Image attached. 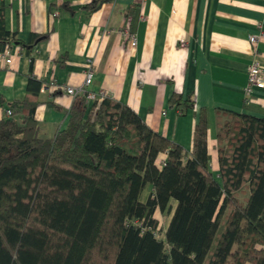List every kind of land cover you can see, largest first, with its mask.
Segmentation results:
<instances>
[{
  "label": "trees",
  "instance_id": "16d2710c",
  "mask_svg": "<svg viewBox=\"0 0 264 264\" xmlns=\"http://www.w3.org/2000/svg\"><path fill=\"white\" fill-rule=\"evenodd\" d=\"M2 11L0 52L15 45L29 56L47 34L16 40ZM39 88L29 78L0 119V264H264V120L216 116V180L203 112L190 151L109 98L75 97L65 128L40 138ZM167 105L182 114L193 101L172 95ZM155 212L169 215L162 240Z\"/></svg>",
  "mask_w": 264,
  "mask_h": 264
},
{
  "label": "crops",
  "instance_id": "0c3cea01",
  "mask_svg": "<svg viewBox=\"0 0 264 264\" xmlns=\"http://www.w3.org/2000/svg\"><path fill=\"white\" fill-rule=\"evenodd\" d=\"M91 1L0 0L4 29L16 40L47 34L29 56L15 45L0 52V119L31 78L40 83L33 113L38 137H52L65 128L74 102L61 88L81 86L90 68L88 91L104 92L187 151L203 112L209 167L217 176L216 116L264 120V88L244 95L248 65L256 61L264 68V0H142L138 8L135 0H110L88 13L83 7ZM125 31L134 36V48ZM249 36L256 37L254 44ZM5 51L8 65L1 58ZM172 95L192 100L193 108L180 114L167 105ZM150 192L145 186L140 201Z\"/></svg>",
  "mask_w": 264,
  "mask_h": 264
},
{
  "label": "built area",
  "instance_id": "2783aa9c",
  "mask_svg": "<svg viewBox=\"0 0 264 264\" xmlns=\"http://www.w3.org/2000/svg\"><path fill=\"white\" fill-rule=\"evenodd\" d=\"M139 5L141 4L142 0H138ZM125 37L128 41V45L130 48H134L135 46V38L132 34L125 31ZM256 41L255 36H249L248 42L250 44H254ZM1 58L4 59V63L6 65L10 64V56L7 51L3 52L1 55ZM92 70L88 68L84 75V80L81 86L78 88H72V87H62L61 91L71 97H83L85 99V102L89 104L92 103H98L104 98H107L106 94L104 92H97L93 93L91 91L87 90V87L90 85L92 80ZM255 89H263L264 88V68L258 64V62H252L248 65L246 69V85L244 87V95L248 96L251 90ZM57 89V88H55ZM11 115V111L9 109L4 110V116L7 118ZM159 164H162V160L159 162Z\"/></svg>",
  "mask_w": 264,
  "mask_h": 264
},
{
  "label": "rangeland",
  "instance_id": "374dc122",
  "mask_svg": "<svg viewBox=\"0 0 264 264\" xmlns=\"http://www.w3.org/2000/svg\"><path fill=\"white\" fill-rule=\"evenodd\" d=\"M162 160V158L160 159V157L158 158V161H157V164ZM214 178L217 180L218 179V176L214 175ZM147 191L144 190L143 192V195L141 197V199L143 200L146 196V193ZM171 207H173V203L171 202ZM153 218L155 220H157L158 222V226H157V232L155 233V236L156 238L162 240L163 239V234H164V231L166 229V226H167V223H168V220H169V215H161L159 214L158 212H155L153 214Z\"/></svg>",
  "mask_w": 264,
  "mask_h": 264
}]
</instances>
